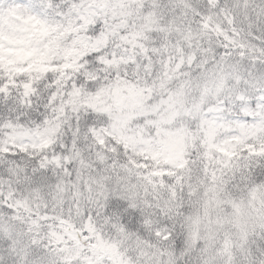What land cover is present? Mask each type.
Wrapping results in <instances>:
<instances>
[{"label":"snow or ice","instance_id":"obj_1","mask_svg":"<svg viewBox=\"0 0 264 264\" xmlns=\"http://www.w3.org/2000/svg\"><path fill=\"white\" fill-rule=\"evenodd\" d=\"M0 264H264V0H0Z\"/></svg>","mask_w":264,"mask_h":264}]
</instances>
